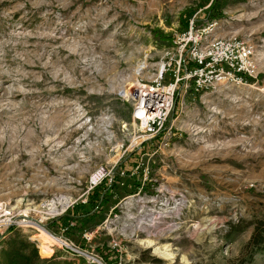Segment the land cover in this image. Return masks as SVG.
Wrapping results in <instances>:
<instances>
[{
    "label": "rangeland",
    "instance_id": "374dc122",
    "mask_svg": "<svg viewBox=\"0 0 264 264\" xmlns=\"http://www.w3.org/2000/svg\"><path fill=\"white\" fill-rule=\"evenodd\" d=\"M216 10L221 16L212 18ZM211 19L219 21L220 33L250 35L257 46L254 85L181 92L169 118L173 114L170 147L151 159L153 176L169 190L135 196L137 187L115 171L118 186L103 211L86 217L89 196L81 198V189L102 160L91 154L94 162L78 169L53 162L71 161L59 156L65 148L54 147L68 146L77 134L64 132L67 109L80 105L91 115L110 109L115 132L130 133V106L116 89L151 83L162 65V86L177 81V91L189 83L181 80L183 68L177 75L174 40ZM263 88L264 0H0V203L27 214L31 225L46 216L43 205L52 195L71 193L78 201L66 212L72 224L49 232L102 264L108 249L118 256L108 264H264V252L249 261L244 252L253 230L246 225L264 226ZM18 229L40 246L42 259L54 252L73 256L64 245L49 246L34 227ZM114 241L118 251L109 246ZM147 241L174 257L163 259Z\"/></svg>",
    "mask_w": 264,
    "mask_h": 264
},
{
    "label": "built area",
    "instance_id": "2783aa9c",
    "mask_svg": "<svg viewBox=\"0 0 264 264\" xmlns=\"http://www.w3.org/2000/svg\"><path fill=\"white\" fill-rule=\"evenodd\" d=\"M219 29V21L206 20L201 27L194 30L191 26L181 37L174 40L179 48L178 59L175 61L177 75L179 76L180 69L183 68L186 77L181 80L189 82H182L179 90L176 91L177 81L175 84L161 85L162 75L166 71L165 65H162L158 73L150 75L151 83L137 81L131 87L121 86L116 89L115 95L118 99L130 106V133L115 132L114 114L110 109L99 112L98 115H91L80 105L67 109L69 124L65 126L64 132L77 134L68 146L63 142L61 146L54 144V147L65 148L59 156L63 160L71 161L53 162L59 166L65 164L61 166L65 167L64 169H78L94 162L91 161V154L99 156L102 160L88 172L85 187L81 189V198L87 199L93 191L103 185L106 190L117 187L118 184L113 178L115 171L119 179L129 180L133 187H137L135 196L139 197L145 189L161 195L169 190L165 183L159 182L153 176L151 159L163 156L170 147L174 135L173 114L170 123L169 118L178 102L179 94L191 92L198 95L232 87L251 86L250 83L254 85L259 75L257 46L250 35L240 32L220 33ZM171 64H168V68ZM262 92L264 95V88ZM144 146L149 147L146 154L142 152ZM130 157H136L137 160L130 163ZM128 162L130 165L127 167ZM67 163L70 167H66ZM119 185L125 186L124 182ZM69 195L72 196L67 192L52 195L43 205V214L46 216L41 217L43 220L32 222L33 226L30 225L27 214H17L14 207L0 203V235L5 234L11 227H34L36 224L50 235H56L46 229L47 223H42L56 220L70 211L78 201ZM168 197L171 201L172 196L168 194ZM66 198H70L67 203ZM86 201L83 203H87ZM58 238L66 242L64 246L71 249L73 255L77 253L88 256V263L99 261L100 257L85 253L87 251L70 240L68 242L67 238ZM29 239L31 240L30 237ZM87 239H90V236H87ZM36 246L39 247L37 244ZM109 246L117 251L120 247L116 241Z\"/></svg>",
    "mask_w": 264,
    "mask_h": 264
},
{
    "label": "trees",
    "instance_id": "16d2710c",
    "mask_svg": "<svg viewBox=\"0 0 264 264\" xmlns=\"http://www.w3.org/2000/svg\"><path fill=\"white\" fill-rule=\"evenodd\" d=\"M216 4H213L210 10L215 9ZM212 14V18H217L221 16V11L216 10ZM188 27L185 28L187 30ZM171 40V39H169ZM174 40V38H172ZM102 188L104 191L102 194L103 197L100 199L98 197L97 191ZM100 188L93 191L88 198V207L89 209L86 211V217L92 219L95 218L98 214L103 211V208L106 206L108 199L113 195L114 189H109V193L107 194L106 187L103 185ZM97 195V197H96ZM96 197V198H95ZM98 208V209H97ZM98 210V211H96ZM68 214H65L56 220L48 222L45 227L49 231H55V227L58 225H67L70 226L73 221L72 217H68ZM75 219H80L75 218ZM247 227L253 226V230L251 232L250 238L246 243L244 249L245 254H248L249 260H252L253 256L257 252H264V226L259 222H254L252 224L248 223ZM114 253L113 250L108 249L107 254H103L101 256L104 263L108 264V261H112L114 257V262L118 259V256ZM84 261H78L76 257L73 256H65L60 254L59 252H54L52 256L49 258H40L39 251L36 246V243L29 239V236H24L21 234L18 228L11 227L5 234L0 235V264H85ZM87 263V262H86ZM93 264V263H87Z\"/></svg>",
    "mask_w": 264,
    "mask_h": 264
},
{
    "label": "bare ground",
    "instance_id": "6f19581e",
    "mask_svg": "<svg viewBox=\"0 0 264 264\" xmlns=\"http://www.w3.org/2000/svg\"><path fill=\"white\" fill-rule=\"evenodd\" d=\"M65 201L67 203L68 199L65 200ZM34 227H36V229L38 231H40V233L44 237L43 238V240H45L44 242L47 241V243H48L49 246H51L52 242H55V243H57L59 245H64L66 243L65 241L61 240L60 238L55 237L53 235H50L48 232H46L45 230H43L42 228H40L39 226H37V224L34 225ZM145 244H147L148 247H153L155 249L154 250V253H156L157 255H159L160 257H162L163 259L165 258V259H168L169 260V259H172L174 257V254L171 253L167 248H165V247H158V246H156L154 244L153 241H147ZM43 247H46V246L43 245ZM39 248H40V246H39Z\"/></svg>",
    "mask_w": 264,
    "mask_h": 264
},
{
    "label": "water",
    "instance_id": "95a60500",
    "mask_svg": "<svg viewBox=\"0 0 264 264\" xmlns=\"http://www.w3.org/2000/svg\"><path fill=\"white\" fill-rule=\"evenodd\" d=\"M99 264H102L100 261H98Z\"/></svg>",
    "mask_w": 264,
    "mask_h": 264
}]
</instances>
